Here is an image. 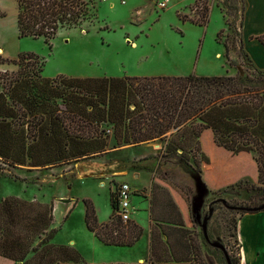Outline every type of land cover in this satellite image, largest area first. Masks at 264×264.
<instances>
[{"label":"trees","instance_id":"obj_1","mask_svg":"<svg viewBox=\"0 0 264 264\" xmlns=\"http://www.w3.org/2000/svg\"><path fill=\"white\" fill-rule=\"evenodd\" d=\"M14 1L19 38H42L48 46L60 28L79 27L91 11L86 0ZM203 17L196 26L207 25V14ZM258 39L264 42V36ZM9 62L17 70L3 78L7 72L0 73V159L9 166L48 169L124 146L163 141L168 153L199 149L198 166L193 163L198 173L204 169L206 177L213 174L214 156L239 161L256 152L254 164L247 162L242 169L221 173L235 175L236 180L247 176L251 187L264 183V131L258 129L259 123H264V70L252 65L253 73L236 76L44 78V62L33 54H19ZM244 110L252 115L240 114ZM204 136H209L217 149H202ZM83 203L86 229L101 244L128 248L138 242L140 226L131 220L123 222L117 215L116 190L110 195L112 212L107 223L98 222L90 201ZM52 209L51 205L15 197L1 201L0 258L11 264H30V260L34 264H89L75 249L50 242L55 233L49 230ZM248 212L255 211H237L238 216ZM229 236L234 237L238 249L234 257L224 247L229 264H240L236 222ZM154 248L151 242L152 251ZM209 258H203L190 242L186 261L177 260L171 250V261L163 264H211ZM133 264L157 263L150 258Z\"/></svg>","mask_w":264,"mask_h":264},{"label":"rangeland","instance_id":"obj_2","mask_svg":"<svg viewBox=\"0 0 264 264\" xmlns=\"http://www.w3.org/2000/svg\"><path fill=\"white\" fill-rule=\"evenodd\" d=\"M161 1L163 0H86L91 9L88 18L79 27L65 25L60 28L48 46L42 38H19L16 30V2L0 0V47L7 58H17L19 54H33L43 60L41 74L44 78L59 75L77 78L189 75L211 77L253 73L251 61L240 47L239 41L241 0H168L167 6L160 9L158 5ZM204 14H207L209 22L204 27L196 26L195 23L204 19ZM9 61L11 60L0 56V63L10 68L6 70L7 74L0 72L3 74L2 78L17 70ZM230 61L236 65L230 66ZM262 113L264 114V110ZM240 114L252 115L249 110ZM258 129L264 131V123H259ZM112 144L111 139L109 145ZM151 144L158 146V154L161 156L158 159L161 163L174 164V169L166 168L167 172L174 173L172 180L167 179L161 168L158 169L157 176L160 179L166 178L185 197L189 210L186 222L191 228L188 233L192 234L190 242L198 249V253L203 258L210 257L211 264H225L221 252L208 245L202 236V221L210 208L213 212L207 223L210 241L222 244L236 257V242L229 235H233L234 224L239 215L237 211L241 208L256 209L264 203V183L259 182L257 186L251 187L249 183L244 184L241 181L236 186L211 194L206 193V189L201 193V185L197 183L199 187L191 186L186 191L184 171L190 173L198 182V168L193 162L198 166L199 149H185V154L180 150L168 153L164 149L163 141H154ZM202 149L217 148L212 146L209 136H204ZM141 153V149L126 148L114 154V158L126 160ZM104 156L92 159L97 160ZM85 160L80 159L79 162ZM133 165L134 161L129 159L121 171L131 169ZM34 170L27 166H9L0 159V198L11 195L23 200L37 198L40 203L51 205V230L55 232L50 241L52 244L69 245L72 242V247L89 264L128 263L144 252L142 243L131 249L106 247L86 229L83 221V201L88 200L92 205L93 201H98V208H104L107 190H101L100 194L97 182L70 179L68 174L64 175L70 169L64 166L57 172L63 173L65 179L58 178L55 183L44 185L41 180L50 177L36 174ZM109 184L115 191V181H110ZM106 187L108 189L107 185ZM67 200L70 202L65 203ZM66 206L69 209L64 213ZM104 209L106 215L98 218L107 221L110 213L109 209ZM133 210L137 212L136 207H131V214ZM147 211L140 212L144 219L148 218ZM156 239L152 234L153 247L158 245ZM153 260L157 264L171 261L169 257ZM30 264H34V261L30 260Z\"/></svg>","mask_w":264,"mask_h":264},{"label":"crops","instance_id":"obj_3","mask_svg":"<svg viewBox=\"0 0 264 264\" xmlns=\"http://www.w3.org/2000/svg\"><path fill=\"white\" fill-rule=\"evenodd\" d=\"M241 2L243 8L239 40L240 47L244 50L255 69L264 70V42L258 39V37L264 36V0H241ZM0 52H2L0 53V56L5 59H16L7 58L1 47ZM6 70H10L9 66L0 63V72H6ZM157 147L158 146L152 145L151 142L142 143L138 146H124L119 149H115V151L113 150V152H108L105 156L103 155L104 157L97 160L91 158L90 160L88 159L83 162L81 161L64 165L70 169L64 173V175L68 174L71 177L70 179H87L92 182L95 181L100 187V194H102L101 190H107L105 193L104 208H106V211L109 209V217L112 212L110 195L114 191L113 187L109 184L110 181H115V187H117L119 183H127L130 186L132 192L130 204L131 207H136L137 209L136 213L133 210L132 214H130V220L140 226L142 229V235L138 242H136L132 247L123 248L106 246L118 249H131L138 243H142L144 246V252L142 251L135 258L124 264L143 263L145 260L150 258L162 259L164 257H171V250L173 251L174 257L179 261H186L190 255V235L192 234L188 233V230H191V228L186 222V217L189 216L188 205L185 197H182L180 190L170 185L169 182L165 180L166 178L160 179L157 176L158 169L161 168L163 174H166L168 180H172L174 178L173 172L166 171V168H169V170H172L171 168L174 169V164H165L164 162L161 163L158 159L159 150H157ZM126 148H138L142 150V153L140 155H133L126 160L114 158V154L125 150ZM161 149H163V147H161ZM256 156V152L252 151L250 152V158H239V161H237L236 158L232 161L230 159L222 160L220 156L216 159L214 156L211 165L213 174L210 176L207 175L206 177L204 169H201V172L198 173L197 182L192 178L190 173L184 171V187L187 191L191 186L194 188L197 186L199 187V185H196L198 183L201 185V193H204L203 189H206V193L211 194L214 191H223L232 183L236 184L241 180L244 184H251L252 181L247 176L240 177L236 180L235 175L233 177H231L232 175H223L224 172L221 173V170L224 171L237 168L242 169L247 162L254 164L252 158ZM129 159L134 161L133 167L126 171H121V168L127 165ZM239 164H242L243 167ZM60 167L42 170L39 168L33 169H35L34 173L36 174H44L46 177H50V179L46 178L41 180V183L45 185L50 182L55 183L58 178L65 179V177H63V173L57 172ZM215 172L216 174H214ZM107 178L110 181H108ZM106 185L108 186V189ZM7 197L18 198V196L12 195ZM7 197L0 198V202ZM132 198H134V200H132ZM24 201L42 204L37 200V198ZM69 202L70 201L67 200L65 203ZM93 204L98 222L100 224L107 223L109 218L107 221L99 220L98 218L100 215H106L105 209L103 207L98 208V201H93ZM68 209L69 206H66L64 213H67ZM146 210H148V218L144 219L140 212ZM84 213L85 206L83 221ZM67 217L68 216H66V218ZM181 222L184 224H181ZM52 223L53 209L51 225ZM51 225L49 230H51ZM90 233L94 237V234L92 232ZM152 234L156 236V240L158 241V245L155 246L153 251L151 249ZM173 236L177 237L175 238ZM168 240L171 243L172 249H170L167 244ZM236 240L239 248L240 264H264V210L251 213L248 212L238 216L236 220ZM72 245L73 243L70 242L69 245L64 246L73 248ZM0 264L11 263L3 258H0Z\"/></svg>","mask_w":264,"mask_h":264},{"label":"built area","instance_id":"obj_4","mask_svg":"<svg viewBox=\"0 0 264 264\" xmlns=\"http://www.w3.org/2000/svg\"><path fill=\"white\" fill-rule=\"evenodd\" d=\"M102 2H106L107 0H101ZM123 3V2H122ZM168 0H163L159 3L158 7L163 9L167 6ZM117 193V200H118V217L123 221L126 222L130 220L131 214V204H130V197H131V188L127 183H119L116 187Z\"/></svg>","mask_w":264,"mask_h":264},{"label":"water","instance_id":"obj_5","mask_svg":"<svg viewBox=\"0 0 264 264\" xmlns=\"http://www.w3.org/2000/svg\"><path fill=\"white\" fill-rule=\"evenodd\" d=\"M263 210H264V203L261 206H259L258 208L254 209L255 212L263 211ZM212 213H213L212 210L209 208L208 209V215L203 219L202 225H201V231H202L203 237L207 243H209V240L207 237V223L210 220ZM209 245L213 248L219 249L224 254V257L226 258L227 264H229V260L227 258V253H226L224 246H222L221 244H219L217 242L209 243Z\"/></svg>","mask_w":264,"mask_h":264}]
</instances>
